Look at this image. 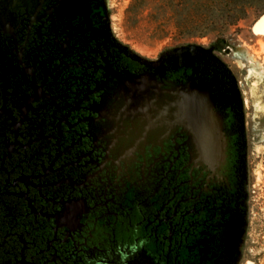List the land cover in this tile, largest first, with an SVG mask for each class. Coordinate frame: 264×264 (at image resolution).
Masks as SVG:
<instances>
[{"label": "flooded vegetation", "instance_id": "1", "mask_svg": "<svg viewBox=\"0 0 264 264\" xmlns=\"http://www.w3.org/2000/svg\"><path fill=\"white\" fill-rule=\"evenodd\" d=\"M111 5L0 0V264H247L264 71L144 57Z\"/></svg>", "mask_w": 264, "mask_h": 264}, {"label": "rangeland", "instance_id": "2", "mask_svg": "<svg viewBox=\"0 0 264 264\" xmlns=\"http://www.w3.org/2000/svg\"><path fill=\"white\" fill-rule=\"evenodd\" d=\"M111 4V22L116 35L144 57L156 58L166 50L192 44L221 51L232 48L246 54L258 71H264V33L260 27L256 28L257 34L253 31L264 14V0H255L247 15L229 28L222 40L215 33L204 36L190 33L179 25L180 18L173 16L158 0H111ZM228 60L232 61L231 57ZM248 156L251 178L256 185L253 204L257 214L253 219L247 264H264V138L251 139Z\"/></svg>", "mask_w": 264, "mask_h": 264}, {"label": "trees", "instance_id": "3", "mask_svg": "<svg viewBox=\"0 0 264 264\" xmlns=\"http://www.w3.org/2000/svg\"><path fill=\"white\" fill-rule=\"evenodd\" d=\"M180 18L181 27L190 33L204 36L208 33L223 34L242 20L255 0H158Z\"/></svg>", "mask_w": 264, "mask_h": 264}, {"label": "bare ground", "instance_id": "4", "mask_svg": "<svg viewBox=\"0 0 264 264\" xmlns=\"http://www.w3.org/2000/svg\"><path fill=\"white\" fill-rule=\"evenodd\" d=\"M257 27H260L261 31L264 33V18H263L259 23H257L256 26L253 27V31H254L255 34H257V32H256V28H257ZM257 29H258V28H257ZM261 150H262V147H259V148H258V151H261ZM259 167H261V164H260ZM262 168H263V167H262ZM262 168H261V169H262ZM259 172H260V170H259ZM259 176H261V175H258V178H260ZM260 179H261V178H260Z\"/></svg>", "mask_w": 264, "mask_h": 264}, {"label": "water", "instance_id": "5", "mask_svg": "<svg viewBox=\"0 0 264 264\" xmlns=\"http://www.w3.org/2000/svg\"><path fill=\"white\" fill-rule=\"evenodd\" d=\"M264 18V14L261 16V18L255 23L254 26H256L257 23H259L262 19ZM131 264H152L151 262H146V263H140V262H133Z\"/></svg>", "mask_w": 264, "mask_h": 264}]
</instances>
